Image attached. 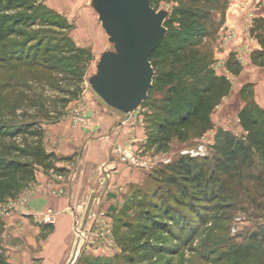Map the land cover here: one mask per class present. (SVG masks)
I'll use <instances>...</instances> for the list:
<instances>
[{"label":"rangeland","instance_id":"obj_1","mask_svg":"<svg viewBox=\"0 0 264 264\" xmlns=\"http://www.w3.org/2000/svg\"><path fill=\"white\" fill-rule=\"evenodd\" d=\"M25 1L27 7L31 8L26 13L29 17L27 23H35V25L26 27V30L23 31L25 36L19 38L18 42H25L33 34H37L38 42L45 35L55 39L53 34H56V37H63L64 35L71 37L70 33H73L81 41V44L89 43L90 45L91 43V46L96 48L101 40L98 33L99 27L106 34L93 4L95 0H91V15L86 14L84 9L73 15L69 0H55L57 10L50 7L52 0ZM74 2L77 1L74 0ZM219 3L221 5L222 2ZM189 4L190 1L184 3L180 0H153L152 6L157 11L165 10L168 12L164 22L166 27L165 23L173 17L174 10ZM220 5L218 6L220 7ZM228 5L229 1L224 10H220V7V11L215 14L214 20L211 17L208 21L206 24L207 36H202L197 40L192 39L193 45L198 42L196 49L200 51L199 62L194 70H198L199 75H202L211 69L219 77H225L229 82V92L222 97L211 113L210 128L202 132L200 123L196 122L185 130V135L182 138H172L169 142L160 144L164 142V139L157 134V131L159 123H163L166 119L164 107L167 104L164 99L168 95V87L165 86L161 90L159 87H155L150 93L149 99L142 102L132 113H123L113 109L119 116L118 121L127 123V127L124 125L122 128L124 133L129 128L128 123H139L140 125L137 130L138 133L134 130L129 142L116 147L114 153L121 162L142 167L146 178L141 187H136L132 191L130 200H128L129 205L121 216L122 219H113L111 222H105V219H96V222L101 221V227L108 229L107 239L98 238L94 242L91 236L89 239L87 238V233L85 238H79L76 233V224L78 223V230L80 231L84 230L85 224L81 217H76L73 223L75 249L68 264H99L96 259L100 256L108 257L112 262L111 264H228L237 261V258H232L233 251L240 245L249 244L251 235H259L257 241H261L263 238L264 159L262 154L252 147L250 159L242 165L239 172L232 170L227 176L214 172L215 162L221 154L219 147L222 145L226 133H231L249 144L246 140L248 132L243 127L240 113L248 103L252 102L251 94L248 95L246 91L243 93V105L245 104L243 108L237 109L236 104H230L232 101H229V106H226L227 97L229 100L231 99L229 97L233 94L231 90L237 84L230 80L229 73L236 69L238 62H242L243 57L239 54L235 56L236 59H230L234 61L232 62L234 64L233 69L231 61L227 65L222 62L221 57L215 55L217 52L220 53L224 47L226 36L232 38L234 35L232 30L227 32V29H224ZM74 26L75 28H73ZM72 28L75 30L72 31ZM177 28L179 26L175 24L170 29L175 30ZM166 29L168 33V28L166 27ZM31 32L33 33L31 34ZM53 39L49 40L44 47L53 46ZM106 39L108 41L103 46L104 50H100V56L94 57L91 63L86 61L82 67L83 74L74 76L71 81L65 80L64 82L55 76L54 72L52 76L28 80V86L24 85L19 88L21 97L17 102H13L12 95L0 96V105L9 106L4 110L5 116L10 120L32 121L35 123L34 129H39L41 123L49 124L58 119L61 110L52 112L55 107L53 105L61 106L60 99L69 94L68 91H65L66 89L74 88L75 91H79L77 96L87 91L91 97L89 100L98 98L99 96L94 91L90 80L97 74L103 54L115 51L114 44L107 34ZM73 41L76 46V41ZM46 55L47 52L44 49L40 50L39 60H42V57ZM83 59H87V57L84 56ZM163 64L159 62L158 74L169 71L173 67L171 64L165 66ZM31 66L28 67L30 70L39 72L36 65ZM175 67L178 68V66ZM61 73L65 74V72ZM3 75L5 74H1L0 84L5 81L2 80ZM194 82L195 80L192 78H184V88L189 91L190 85H193ZM101 101L103 100L101 99ZM81 103L86 104V101L83 99ZM103 103L105 102L103 101ZM172 104L177 106L176 102L168 105ZM50 109L52 111L48 112L47 110ZM0 117H2V112H0ZM30 138L31 135L29 137V135L21 134L14 142L17 145H24ZM201 146L204 148L200 152L201 154L195 158H202L199 163L203 165L207 175L211 172L215 173L216 179H219V185L222 184L221 192L214 197L210 196L211 199L205 202L191 201V198L181 204L179 203V205L169 202L168 193L170 191L175 193V188L170 183V178L174 177L172 164L176 163L181 156H189V154H184L185 151L199 150ZM126 151L130 152L131 159L123 160L122 153ZM55 176L63 179V176L57 174ZM28 186L25 187L26 189L24 188L23 193L21 192L20 202L0 203V219L22 208V204L25 203V201L23 202L24 195L28 194ZM167 203L170 204L169 207H173L177 211L175 214L176 222L166 218V214L158 213L160 211L159 205L163 207ZM52 214L54 213L52 212ZM55 219L56 215L54 214ZM93 221L91 223L93 227L88 230L94 232L98 225L94 226ZM118 221L119 233L115 231ZM144 225L147 228H142ZM139 229L141 231L146 230V232L139 233ZM119 235L123 236L121 242L116 239ZM133 235L138 236L136 241L131 239ZM133 242L136 243L135 247L137 245L140 247V249L138 248L139 251L132 245ZM124 243L126 247H129L127 251H124V247H122ZM143 246L149 249L142 250ZM155 247L161 249L160 254L153 250ZM217 259H220V262ZM244 264L253 263L245 261Z\"/></svg>","mask_w":264,"mask_h":264},{"label":"crops","instance_id":"obj_2","mask_svg":"<svg viewBox=\"0 0 264 264\" xmlns=\"http://www.w3.org/2000/svg\"><path fill=\"white\" fill-rule=\"evenodd\" d=\"M69 1L73 15L82 9L86 14H92L91 0ZM228 1L224 29L232 30L234 35L232 38L226 36L224 47L215 55L227 65L239 54L243 60L238 62L236 69L231 61L234 70L230 71L229 77L237 84L231 90V99L227 97L226 106L232 101L230 104H236L237 109L243 108L242 96L246 91L251 94L252 102L264 110V56L260 55L264 47L259 37L264 31V0ZM50 4L57 10L55 0ZM101 30L99 27L101 40L96 48L91 43L81 44L77 36L70 33L76 47L88 48L90 63L108 41ZM258 53L260 56L256 55ZM54 75L64 82L74 78L61 72ZM65 91L69 94L60 99L61 106L56 104L53 111L47 110H61L58 119L49 124L41 123L37 129L39 134L31 135L28 141L42 147L50 158L43 164L34 165V176L27 185L29 196L22 208L0 219V254L7 264H68L75 249L73 223L76 217L83 219L87 230L93 227L91 223L95 216L105 222L119 219L132 191L144 184L146 177L142 167L121 162L114 153L116 147L129 142L134 130L139 129V123H128L129 128L124 133L122 128L127 127V123L118 121L116 111L100 97L89 100L87 91L79 96V91L74 88ZM83 99L86 104L81 103ZM77 112L88 121L76 122ZM22 193L5 202H20ZM48 211L56 215L52 223L44 220L43 215Z\"/></svg>","mask_w":264,"mask_h":264},{"label":"trees","instance_id":"obj_3","mask_svg":"<svg viewBox=\"0 0 264 264\" xmlns=\"http://www.w3.org/2000/svg\"><path fill=\"white\" fill-rule=\"evenodd\" d=\"M180 1L184 3L190 1V4L174 10L173 17L165 23L168 28L167 35L150 55L155 76L147 100L155 87H159L160 90L164 86L168 87V95L164 99L167 104L164 107L166 119L163 123H159L157 131V134L164 139V142L160 144L169 142L172 138H182L185 130L196 122L200 123L202 132L210 128L211 113L222 97L229 92V82L225 77H219L211 69L202 75H199L198 70H194L199 62L200 51L196 49L198 42L195 45L192 44V39L197 40L207 36L206 24L211 17L214 20L216 13L225 9L228 0ZM219 2H222L221 5ZM30 10L25 0H0V77L1 74H5L2 78L5 81L0 84V96L12 95L13 102L19 100L21 91L18 90L24 85L28 86V80L52 76L54 72L60 71L73 77L82 75V67L90 59L89 50L76 47L68 35L56 37L57 35L53 34L55 39L45 35L37 42L38 36L33 34L25 42H18L19 38L25 36L23 33L25 28L35 25V23H27L29 17L26 13ZM175 24L179 28L171 30L170 28ZM259 37L264 47V31L259 34ZM52 39L54 45L44 47ZM42 49L47 52V55L39 60V52ZM260 55L264 56V52ZM84 56L87 59L82 60ZM159 62L164 63V66L171 64L173 67L169 71L158 74ZM31 65H36L39 72L30 70L28 67H32ZM184 78L195 80L193 85H190L189 91L184 88ZM175 102L178 107L175 104L168 105ZM7 107L9 106L0 105V112H2L0 117V203L16 198L32 180L34 165L43 164L50 158V154H47L39 145L34 146L28 141L24 145H17L14 142L21 134L37 135L39 131L34 129V122L8 119L4 114ZM240 118L244 129L248 132L246 140L250 145L231 133H226L219 147L221 154L215 162L214 172L225 176L232 170L239 172L242 165L250 159L252 147L260 152L264 159V110L251 102L243 108ZM200 160L202 158L181 156L176 163L172 164L174 177L170 178V183L175 188V193L171 191L168 193L169 202L179 205L189 198L191 201L205 202L211 199L210 196L214 197L221 192L222 184L219 185V179H216L214 172L207 175L203 165L199 163ZM169 205V203L164 204L163 207L159 205L158 213L166 214V218L176 222L177 211ZM119 228L118 221L115 228L117 233ZM142 228L145 229L147 226L144 225ZM145 232L146 230L139 229V233ZM137 238L136 235L131 237L133 241ZM116 239L121 242L123 236L119 235ZM257 240L259 235H251L249 244L240 245L233 251L232 258H237V261L228 264H244L245 261L264 264V234L261 241ZM125 243L122 247L124 251H127L129 247H126ZM132 245L135 247L136 243L133 242ZM135 248L137 251L140 249L138 245ZM158 248L155 247L153 250L160 254L161 249ZM148 249L144 247L142 250ZM96 260L99 264L112 263L108 257L104 256ZM0 264H7L1 254Z\"/></svg>","mask_w":264,"mask_h":264},{"label":"water","instance_id":"obj_4","mask_svg":"<svg viewBox=\"0 0 264 264\" xmlns=\"http://www.w3.org/2000/svg\"><path fill=\"white\" fill-rule=\"evenodd\" d=\"M114 52L103 54L90 83L111 108L134 112L147 99L153 83L151 53L167 34L168 12L151 0H95L93 3Z\"/></svg>","mask_w":264,"mask_h":264},{"label":"built area","instance_id":"obj_5","mask_svg":"<svg viewBox=\"0 0 264 264\" xmlns=\"http://www.w3.org/2000/svg\"><path fill=\"white\" fill-rule=\"evenodd\" d=\"M88 121V119L87 118H84L83 116H82V114L80 113V112H77V114H76V117H75V121L77 122V121ZM204 147H200L199 148V150H187V151H185V153L184 154H189V156H191V157H195V156H198V155H200L201 153V151H202V149H203ZM121 151V150H120ZM122 159L123 160H128V159H131V156H130V152H128V151H126V152H123L122 153ZM28 196H29V193L27 194H25L24 195V200H23V202L24 201H26L27 200V198H28ZM43 217H44V220L46 221V222H48V223H50V222H53L54 221V214H52V212L50 211V212H48V213H45L44 215H43ZM96 216L93 218V223H94V226H96V225H98L97 226V228H96V230L93 232V231H91V230H87L86 228H85V226L83 227L84 228V230H78V223L76 224V233L78 234V236H79V238H81V239H83V238H85V236H86V233L88 234V236H87V238L89 239L90 238V236L93 238V240H94V242L99 238V239H101V240H103V239H107V234L109 233V231H108V229H106L105 227H101L102 225H101V221H98V222H96ZM89 231H91V233H89ZM90 234V235H89ZM87 239V240H88Z\"/></svg>","mask_w":264,"mask_h":264}]
</instances>
